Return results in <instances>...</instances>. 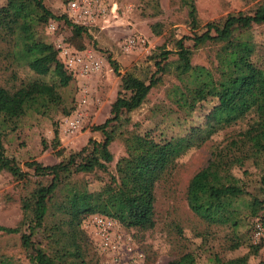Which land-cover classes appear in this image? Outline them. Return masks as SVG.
I'll list each match as a JSON object with an SVG mask.
<instances>
[{
  "label": "rangeland",
  "instance_id": "obj_1",
  "mask_svg": "<svg viewBox=\"0 0 264 264\" xmlns=\"http://www.w3.org/2000/svg\"><path fill=\"white\" fill-rule=\"evenodd\" d=\"M69 0H43L44 6L55 16H68ZM101 13L87 27V34L81 39L73 38L70 30L61 21H48L37 28V37L46 43L55 44L62 39L77 51L90 50L102 57L103 69L89 76L72 77L70 84L60 90L62 103L51 105L47 95L31 99L25 105L26 114L20 120L0 116V136L5 155L15 160L23 172L30 173L26 163L38 162L49 166L66 161L88 145L89 139L100 141L102 136L91 128L102 124L110 117V108L120 90L119 77L106 60L110 56L119 73H132L146 84L156 80L143 104L127 116L130 123L118 129L120 132H134L147 136L156 143L187 137L191 130L203 127L205 117L215 100L193 105L179 102L185 85L191 87L200 81L198 73L190 78L177 79L173 66L164 74H156L154 61L162 51L170 52L167 62H175V43L191 35L187 8L178 0H92ZM200 26L217 22L230 14H251L264 0H192ZM7 0H0V8ZM50 25L54 29L50 30ZM257 50V58L264 60V25L253 26L244 35ZM133 40L130 46L128 41ZM192 51L191 64L204 67L216 76V48L205 45L198 49L184 41ZM79 46V48L77 47ZM202 72V71H201ZM17 56L15 60L9 47L0 43V85L18 87L33 80ZM80 113L79 128L70 133L68 124ZM234 117L238 116L235 112ZM242 118V119H241ZM230 127L218 130L199 148H193L177 160L176 169L165 181L157 183L154 191V227L139 231L128 229L114 222L113 234L117 244L115 253L99 247L96 228L83 224L87 240V255L93 264H168L184 253H192L196 264H209L215 257L229 260L247 256V264H258L264 260V246L253 254L250 245L260 244L255 238V224L259 218L249 219L246 202L250 197L262 199V178L264 177V156L245 160L232 170L247 195L236 204L240 226L233 231L230 226H213L203 222L187 206L186 192L189 180L204 168L213 153L228 144L231 139L246 131L255 120L252 112L243 115ZM54 129L58 131L56 148H53ZM113 160L107 165V172L73 175L70 181L77 187L84 186L91 192L99 191L115 175L117 161L125 155L122 136L109 147ZM38 178L29 182L18 181L9 173L0 172V226L19 227L23 221L22 200L36 187ZM42 182V181H41ZM43 184L46 181L42 182ZM75 201L77 191L72 193ZM264 219L263 210L259 213ZM25 230L24 228L22 229ZM240 242L237 249L233 243ZM0 264H30L28 252L24 250L20 234L0 233Z\"/></svg>",
  "mask_w": 264,
  "mask_h": 264
},
{
  "label": "trees",
  "instance_id": "obj_2",
  "mask_svg": "<svg viewBox=\"0 0 264 264\" xmlns=\"http://www.w3.org/2000/svg\"><path fill=\"white\" fill-rule=\"evenodd\" d=\"M178 1L187 8L191 35L175 43V62H167L168 51L158 55L154 61L155 73L164 74L173 66L177 79L199 74V82L196 79L191 87L185 85L179 102L191 106L195 102L215 100L203 127L192 129L185 138L163 144L134 132L123 134L118 131L129 125L127 115L143 104L156 80L151 78L146 84L132 73L121 75L116 63L106 56L119 77L120 90L111 105L110 117L91 128L92 132L100 133V141L89 139L88 145L79 153L54 165L28 162L26 167L32 171L31 175L5 155L0 136V172L5 171L18 181L29 182L31 177L39 179L36 187L22 200V224L14 228L0 226L1 234H20L30 264H93L87 255L83 224L95 215L116 221L128 229H152L157 183L173 174L177 160L186 152L201 147L212 134L252 112L256 120L213 153L207 165L189 180L186 192L189 210L206 224L230 226L233 231L240 226L236 204L247 193L238 185L232 170L245 160L264 156V60L257 58L255 44L244 39L253 26L264 25V1L251 14H230L203 26L197 21L193 1ZM50 20L63 22L73 38L81 39L87 34V27L74 24L65 15L55 16L44 6L43 0H7L0 8V43L7 45L11 57L15 60L17 56L21 65L35 75L33 80L18 87L0 85V116L4 118L22 119L27 102L40 95H47L53 106L59 107L62 103L60 90L70 84L72 77L59 62L54 44L40 40L36 31ZM186 40L192 43L193 49L205 45L216 48L217 77L204 67L191 64L192 51L184 45ZM235 112H238L236 117ZM53 134L52 144L56 148L57 129ZM121 136L125 155L117 161L115 175L110 176L109 183L99 191L91 192L70 181L79 173L107 172V165L113 160L109 147ZM262 185V199L250 197L246 209L247 218H259L264 228V219L259 214L264 206V177ZM74 190L78 197L72 202ZM259 240L260 244L249 246L254 255L264 246V237ZM240 244L233 243L231 248L237 249ZM168 264H196V261L192 253H184ZM209 264H247V256L229 260L215 257ZM258 264H264V260Z\"/></svg>",
  "mask_w": 264,
  "mask_h": 264
},
{
  "label": "built area",
  "instance_id": "obj_3",
  "mask_svg": "<svg viewBox=\"0 0 264 264\" xmlns=\"http://www.w3.org/2000/svg\"><path fill=\"white\" fill-rule=\"evenodd\" d=\"M68 16L71 21L79 26L88 27L100 13L97 4L92 0H69L67 4ZM53 25H50V30H53ZM134 41H128V45ZM59 62L63 65L64 70L71 77L89 76L99 73L104 67L102 57L93 51H77L65 43L62 39H57L54 44ZM80 113H77L68 124L70 133L76 131L80 126ZM88 223L92 224L97 230L99 239V247L103 251L115 253L117 244L114 239L113 227L114 222L111 219L102 216L89 217ZM264 237V228L261 224L255 225V238Z\"/></svg>",
  "mask_w": 264,
  "mask_h": 264
}]
</instances>
